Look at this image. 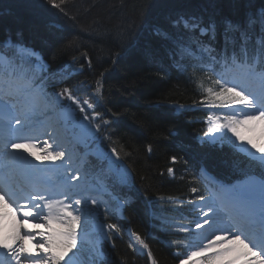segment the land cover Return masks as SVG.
I'll return each instance as SVG.
<instances>
[{
  "label": "snow or ice",
  "instance_id": "obj_1",
  "mask_svg": "<svg viewBox=\"0 0 264 264\" xmlns=\"http://www.w3.org/2000/svg\"><path fill=\"white\" fill-rule=\"evenodd\" d=\"M64 4L66 0H16L13 5L15 11L0 15V26L9 15L19 18L20 12L42 19L47 11L46 5L67 16L62 7ZM194 7V11L171 13L167 17V26L152 28L159 47L149 43L141 54L159 65L161 73L165 72V60L175 67H183L182 62L195 60L197 63L192 67L215 74L214 83L218 85V90L214 91L212 87L205 89L208 97H214L206 106L226 108L235 104L243 107L233 108L224 116V123H219L217 116L216 126L208 130L212 137L206 142L220 149L230 147L242 154L245 159L237 164L259 169L260 178L245 172L246 178L241 183L230 188L219 186L214 196L199 198V218L195 224L203 231L193 232L187 259L181 260V264H220L229 256L235 257L229 264H238L239 260L248 256L254 258L248 264H264V146L253 143L251 139L245 142L241 134L242 130L255 131L254 125L264 126V0H199ZM50 27L58 25L51 24ZM5 32L4 39L0 40V120L6 121L4 127L8 139L4 163L0 167V207L15 205L12 215L15 216L18 209L22 219L9 229L3 223L8 214L0 212V264H104L105 253L100 243L110 239L111 232L119 233L121 229L116 224H108L109 232L106 233L101 225L95 229V239H90L89 228L98 207L108 203L103 200L105 194L111 196L117 209L126 202L114 195V190L130 184V174L124 165L104 154L98 158L107 160V171L101 169L90 179L87 172L67 176L65 164L49 163L40 167L27 157L15 154V151H7L8 148L27 151L29 147H35L29 143V133L34 130L30 121L40 113L54 112L57 108L65 116L69 115L71 105L64 104V99L76 104L80 112H85V108L71 88L64 87L60 92L51 94L47 90L46 84L50 79L64 81L74 75L70 66L66 65L58 73H50L39 53L26 47L20 39L14 40L10 28H6ZM16 36L19 38L21 33L17 32ZM126 39L127 36L121 34V40ZM112 63L115 64L116 60L113 59ZM91 64L89 60V67ZM102 90L103 73L96 81V94L101 100ZM83 104L95 112V104L88 100H84ZM177 108L184 110L183 105ZM16 111L21 112L23 118L15 115ZM95 115L99 117L100 113L95 112ZM83 119L89 120V115L86 113ZM212 119L209 116V120ZM12 124L16 127H11ZM94 127L99 131V124ZM173 134L176 133L170 130L169 135ZM112 153L116 155V160L120 159L115 148ZM64 158L65 149L62 144H57L55 150L46 149L44 157L38 159L55 162ZM175 159L173 157V161ZM168 171L169 174L173 172L171 168ZM16 174L23 177V183L13 179ZM29 204L32 209H28ZM73 205L83 207L73 208ZM33 209L36 219L49 229L48 232L37 233L41 238L37 247L43 252L38 260L33 259V253L27 248V241L34 240L35 236L27 230L24 234L20 231L33 216ZM153 215L162 223H167L163 216ZM82 217L83 239L78 232ZM179 230L191 231L183 226ZM132 236L140 246L148 248L140 235L132 233ZM78 241L80 250L73 252ZM86 250L93 257L91 261L82 259ZM68 253L72 255L68 256ZM148 255L151 256L150 251ZM197 257L205 259H194ZM152 264H157L155 259Z\"/></svg>",
  "mask_w": 264,
  "mask_h": 264
},
{
  "label": "trees",
  "instance_id": "obj_2",
  "mask_svg": "<svg viewBox=\"0 0 264 264\" xmlns=\"http://www.w3.org/2000/svg\"><path fill=\"white\" fill-rule=\"evenodd\" d=\"M15 3L0 0V15L15 11ZM197 3L199 0H66L62 7L69 10L67 16L46 5L42 19L20 12L19 18L9 15L0 26L2 38L10 28L15 39L40 50L52 73L70 66L74 75L64 81L50 80L60 86L58 90L71 88L75 96L96 105L95 112L100 113L98 142L107 152L115 148L120 164L130 174L131 188L122 191L128 198L126 218L120 220L111 210L98 207L103 220L121 229L111 232L105 244L107 264H152L153 259L157 264H181L184 258L174 255L171 242L162 236L173 234L178 210H187L184 200L193 197L194 167L203 163L220 179L258 170L238 165L245 158L230 147L220 149L198 142L208 113L204 105L214 100L205 89L218 88L200 67H192L197 61L175 67L165 60V72L161 73L159 65L141 54L149 43L159 47L152 28L167 26L171 13L194 11ZM51 24L58 27L51 28ZM121 34L127 39L121 40ZM101 73L102 100L96 94ZM170 130L176 134L169 135ZM128 228L148 245L144 253L134 250Z\"/></svg>",
  "mask_w": 264,
  "mask_h": 264
},
{
  "label": "rangeland",
  "instance_id": "obj_3",
  "mask_svg": "<svg viewBox=\"0 0 264 264\" xmlns=\"http://www.w3.org/2000/svg\"><path fill=\"white\" fill-rule=\"evenodd\" d=\"M65 11L68 13L69 10L65 9ZM43 62L46 64L44 59H43ZM77 98L81 101V106H83L85 108V111L87 112L85 104H83L84 100H82L80 97H77ZM74 105H76V104H74ZM232 106H233V108H240V106L243 107L242 105H235V104H233ZM233 108L229 109V111L227 113H230ZM90 110H92V109H90ZM212 111H213L214 115H212L213 119L209 120L210 121L209 124H210V127H215L216 124H217V120L215 118L218 116L219 120H222L223 116L218 115V113H217L219 111L218 108H213ZM61 113H62L61 110L59 108H57L54 112H44V113H40L37 116L33 117L32 121H30V123H32L34 125V127H36V129H38L39 125H41V126L46 125V122H47L48 125L45 126L47 131L45 133H43L42 135L40 133H37V131L35 129L32 132H30L29 133V137H30L29 141H32L34 143L35 150H34V152H20L19 155L27 157L28 160L31 161V162L34 161V162L40 163V164H42L43 167L46 164H49V163L65 164V167L69 171V173H68L69 175L68 176H72L73 174L82 173V159H83L84 156L78 153L77 144H74V143L70 142V147L68 148V150H66V152L68 154H65V158H64L63 161L52 162V161H49V160L38 159V158H43L44 157L46 149L48 151L55 150L56 147H57V144H62L64 149H65L66 143L63 141V137H62L61 132H60V130L62 131V129L61 128L59 129L60 126L57 125V122L59 120H61V117H60ZM15 115H17L20 118H23V114L21 112H19V111H16ZM84 115L82 116V118L79 119V118H75V114H73L72 118H71V122L69 123L71 125L70 127H75L77 130H80V132L84 135L83 137H86L88 139H94L97 136L98 132H99V131H96V129L94 127V125L97 124V122H96L97 121V116L94 113H91V114H88L89 115V120H84L83 119ZM44 117H45V120H44ZM89 121H91V124L89 123ZM55 122H56V124H55ZM224 122H225L224 119L222 120V122L219 121V123H224ZM14 125L15 124H12V126H14ZM48 126H49V130H48ZM85 126H88V127H85ZM252 127L255 128V131L242 130L241 134L245 137V142L248 139H251L253 141V143H255L257 145H260V146H264V126H261V125L257 124V125H254ZM63 128H64V126H63ZM223 131L224 130H222V132ZM209 134H210V138H211L212 134L211 133H209ZM228 135H231V134L229 133ZM6 136H8L7 129L0 127V139H4V138H6ZM205 138L207 140H209V135L207 137H205ZM49 146H51V147H49ZM72 148H73L74 151L72 150ZM87 152H89V151H87ZM70 156H71V159H68V157H70ZM105 156H111V155L106 153ZM77 169H79V172H77ZM66 178L67 177H65V179ZM73 182L74 183H79V181H73ZM232 186H228V188H230ZM211 196H214V195H211ZM76 207H77L76 205H73V208H76ZM12 208L14 209V207H12ZM44 211L47 212L46 209ZM33 212H34V214H33L34 215V220L31 223H33L32 225L36 226V228H32V230L29 233L32 234V233H36V232L37 233L41 232V231H38V228H40V230H42V232H48L49 229L45 226V224L39 222L36 219L35 210L34 209H33ZM15 215L19 216L17 210H16V214ZM101 225L102 224L100 222H95L94 223L95 229H98ZM26 227H27V225H25V228ZM54 227H58V226L54 225ZM104 230H107L109 232V230H108V228L106 226L104 227ZM129 230L130 229L128 228L127 231H129ZM20 231H22V230H20ZM37 233H36V235H37ZM131 240H132V243H133V247H134V249L136 250L137 253H144L145 252V250H143V247H141L138 244V242H136L134 236H131ZM39 241L40 240H36L34 242L33 240H30V243L34 246V252H35V254L33 255V259H37V260L40 259V256L43 255V252H41L38 249V247H37V244L39 243ZM27 248L29 249L28 243H27ZM37 253H39V255H37ZM208 255H213V253H208ZM186 259H187V256H186ZM194 259L204 260L205 257H197V258H194ZM229 260L230 261L232 260L231 257H227L225 260L221 261L220 264H229V262H230ZM189 264H191V262H189Z\"/></svg>",
  "mask_w": 264,
  "mask_h": 264
},
{
  "label": "bare ground",
  "instance_id": "obj_4",
  "mask_svg": "<svg viewBox=\"0 0 264 264\" xmlns=\"http://www.w3.org/2000/svg\"><path fill=\"white\" fill-rule=\"evenodd\" d=\"M44 120H45V117H44ZM217 135H220V133H217ZM9 204H11L10 202H9ZM0 208H2L1 210H0V212H3V213H7L8 214V218H7V220H5L3 223L4 224H6V225H8V227H9V229L12 227V225L13 224H15V222L17 221V220H19V217L20 216H13L12 215V212H13V208L12 207H0ZM130 229V228H129ZM22 231H23V229H21ZM131 230V229H130ZM132 231V230H131ZM105 232L107 233L108 231L107 230H105ZM129 231H127V233H128ZM133 232V231H132ZM128 235H129V237L130 236H132V233L131 232H129L128 233ZM29 249L31 250V248L29 247ZM143 250H145L144 248H143ZM32 251V250H31ZM229 257H231V259H234L235 257L234 256H229ZM252 259H254L253 257H251V256H248V257H245V258H242L241 260H239L238 261V263L239 264H248V261L249 260H252Z\"/></svg>",
  "mask_w": 264,
  "mask_h": 264
}]
</instances>
